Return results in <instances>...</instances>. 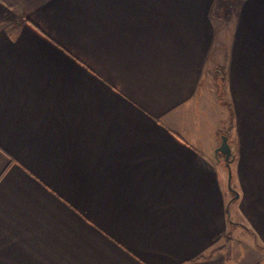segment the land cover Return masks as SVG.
Segmentation results:
<instances>
[{
  "label": "crops",
  "instance_id": "1",
  "mask_svg": "<svg viewBox=\"0 0 264 264\" xmlns=\"http://www.w3.org/2000/svg\"><path fill=\"white\" fill-rule=\"evenodd\" d=\"M235 3L224 38L216 0H0V264H264V0Z\"/></svg>",
  "mask_w": 264,
  "mask_h": 264
},
{
  "label": "rangeland",
  "instance_id": "2",
  "mask_svg": "<svg viewBox=\"0 0 264 264\" xmlns=\"http://www.w3.org/2000/svg\"><path fill=\"white\" fill-rule=\"evenodd\" d=\"M236 0H226L224 6H223V15L225 17V19L223 20V22H220V25L223 26V34L225 35L224 38H228L229 34H230V21L229 18L232 16V13L234 11V8L236 7ZM218 31L216 32V38H218ZM216 43H218V45H220V43L218 42V40L216 39ZM218 45L216 44V46L214 47V50L218 47ZM213 55H211L212 57ZM212 62H214L211 59ZM208 67H210V71L207 74L206 77V85H207V92H208V100L211 102H216L218 104L221 105V103H227L228 102V95H227V86H226V81L224 79V77L222 78L220 73H217V68L214 67V64H210L208 65ZM220 72V71H219ZM222 78V80H221ZM223 106V105H222ZM226 106L224 105L221 108L222 111V115L229 116V114H227L228 109L225 108ZM229 113V112H228ZM229 126V117L226 119V123L224 122V127H222V131L224 132V130L227 129V127ZM222 132V133H223ZM230 133V132H229ZM232 184L230 183V188ZM224 190L227 192L229 189L228 186V182L226 180V185L224 186ZM233 196V195H232ZM229 217L232 219V216H230V213H232V209L229 208ZM240 226V224L235 223L233 226Z\"/></svg>",
  "mask_w": 264,
  "mask_h": 264
},
{
  "label": "water",
  "instance_id": "3",
  "mask_svg": "<svg viewBox=\"0 0 264 264\" xmlns=\"http://www.w3.org/2000/svg\"><path fill=\"white\" fill-rule=\"evenodd\" d=\"M220 152L223 154V159H224V163L225 166L227 168V182H228V186H229V191L231 193L234 194V196H236V192L230 188V180H231V170H230V162L232 159V155H231V150H230V145L228 142V136L225 134H222L220 136V142L219 145L216 147L215 149V153Z\"/></svg>",
  "mask_w": 264,
  "mask_h": 264
},
{
  "label": "trees",
  "instance_id": "4",
  "mask_svg": "<svg viewBox=\"0 0 264 264\" xmlns=\"http://www.w3.org/2000/svg\"><path fill=\"white\" fill-rule=\"evenodd\" d=\"M225 2H226V0H216V3L221 4L222 7L224 6ZM220 74H221V76H222V78H223V76H224V75H223V70H220ZM222 78H221V80H222ZM223 105L226 106V108L228 109V112H229V126L227 127L226 130H224V132H223L222 134L227 135V136H228V140H229V137H230V133H229V132L231 131V111H230V108H229L228 103H224V102H223ZM228 220H229V219H228ZM228 222L230 223V226L233 225V224H235V223H231L230 220H229ZM226 242H227V241H226ZM224 245H225V244H224ZM213 251H215V249L212 250L211 252H213Z\"/></svg>",
  "mask_w": 264,
  "mask_h": 264
}]
</instances>
